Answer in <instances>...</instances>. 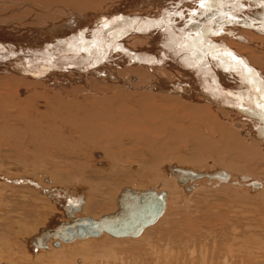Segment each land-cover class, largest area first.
<instances>
[{
	"label": "bare ground",
	"instance_id": "obj_1",
	"mask_svg": "<svg viewBox=\"0 0 264 264\" xmlns=\"http://www.w3.org/2000/svg\"><path fill=\"white\" fill-rule=\"evenodd\" d=\"M201 2L0 0V264H83L101 235H142L134 264H206L211 244L264 264V0ZM173 168L228 179L179 182ZM125 189L166 195L138 236L32 246L53 218L115 213ZM241 194L259 196L255 215Z\"/></svg>",
	"mask_w": 264,
	"mask_h": 264
},
{
	"label": "water",
	"instance_id": "obj_2",
	"mask_svg": "<svg viewBox=\"0 0 264 264\" xmlns=\"http://www.w3.org/2000/svg\"><path fill=\"white\" fill-rule=\"evenodd\" d=\"M172 171L179 182L198 180L207 176L191 170L173 168ZM207 178L224 182L228 176L213 175L207 176ZM257 186V183H252V187ZM123 192L124 195L117 198L118 210L115 213L102 216L96 221L90 218H82L48 226L39 231V235L33 240L32 246L35 250L45 249L47 242L53 239L52 246L57 248L60 241L68 243L75 238L96 237L102 231L113 237L138 236L145 226L153 224L162 215L165 208V192L157 193L148 190L137 193L129 189H125ZM71 202L72 199H69L63 207L65 217L70 219L73 218V214L80 209L81 205V202L78 204Z\"/></svg>",
	"mask_w": 264,
	"mask_h": 264
},
{
	"label": "rangeland",
	"instance_id": "obj_3",
	"mask_svg": "<svg viewBox=\"0 0 264 264\" xmlns=\"http://www.w3.org/2000/svg\"><path fill=\"white\" fill-rule=\"evenodd\" d=\"M121 168L122 169H125V167H124V165L123 166H121ZM97 171H99V168H95ZM94 169V170H95ZM102 172V171H101ZM102 173H104V172H102ZM41 186L43 185V183H39ZM51 185V184H50ZM50 185H48V186H50ZM66 187H64V192H66L64 195H68V196H70L71 194H75V193H77V190L75 189V188H73L71 185H69V186H67V189H65ZM68 189L69 190H71L70 191V193L68 192ZM73 189V190H72ZM72 192V193H71ZM70 194V195H69ZM63 195V196H64ZM220 195H223V194H221L220 193ZM255 195V194H254ZM254 195H252V197H250L249 196V198H244L245 196H244V194H241V195H239L238 196V199L240 200V199H243L242 200V205L240 204V208H243V210H245V211H247V209L249 210V211H247V213H248V215L250 216L251 215V213H253L254 215H255V211L253 210V209H255L256 208V206L254 207V204H253V202H251V201H254L255 200V202L254 203H258V205H259V202H260V200H258V198H259V196L256 194V196H254ZM67 197V196H66ZM258 197V198H257ZM254 198V199H253ZM248 199V200H247ZM249 199H252L251 201L249 200ZM260 199V198H259ZM245 200H247L248 201V203H250V204H253L252 206H250L248 203H247V201H245ZM257 200V201H256ZM259 201V202H258ZM244 203V204H243ZM260 205L261 206H259V207H261L260 209H263L264 210V204L263 203H260ZM13 205H10V209L11 210H14L15 209V206H13ZM249 206H250V208H249ZM247 207V208H246ZM252 207H253V209H252ZM17 210V211H16ZM15 210V212H16V214H15V212L14 211H9L8 212V214H11L10 216L9 215H7L8 217H9V219L7 218L6 219V224H10V221H11V219H12V222H13V219L14 220H16V216H18L17 214H19L18 212H20L21 210L19 209V208H17ZM19 210V211H18ZM48 211L47 209H44V211ZM262 210V211H263ZM45 211V212H46ZM261 211V210H260ZM12 212H14L13 214L15 215V217H14V215L12 214ZM61 212V211H60ZM253 214H252V216H253ZM261 214H264V211L261 213ZM38 215H40V217H42L44 220L48 217H50V216H48V215H50V214H38ZM44 215V216H43ZM11 216L13 217V218H11ZM54 219V218H53ZM52 219V221L49 223L48 222V224L47 223H45L44 225H40V226H38L39 228L40 227H48V226H54L55 225V223H57L58 222V220H56V219H54L53 220ZM55 221V222H54ZM57 221V222H56ZM9 222V223H8ZM52 223V224H51ZM262 227H263V229H264V216H263V222H262ZM16 227V226H15ZM152 227V226H151ZM149 228V227H148ZM249 229H255V228H249ZM242 230V229H241ZM105 236H107L108 238H111L110 236H108V235H106V234H104ZM141 237H142V235L140 236V238H138V240H139V242L138 241H136L135 239V241L133 240V243L130 245V246H127V244L129 245L132 241V239H128V240H130L131 242H121V243H119V244H115L117 247H120L119 249L114 245V244H109L108 242H105V239L104 238H102V235H101V237H97V238H93V240H91V242H92V245L93 246H90V249H87V250H85L84 249V251H82L80 254H78L79 256H77V257H81V255H82V259L84 260L85 258L87 259V260H85V261H83V264H92V262L93 261H95L96 262V264H97V261H96V258H97V252H99L101 249H114V251L115 252H118L116 255L118 256V258H119V262L117 261L116 263L117 264H134L135 262H137L138 260H139V258L137 259V256H140V253H141V249L143 248V245H142V247L141 246H139V245H141V244H144L145 242V240L144 239H142V240H140L141 239ZM153 237H154V235H153ZM155 237H157V235L155 236ZM100 238V239H99ZM111 239H114V240H116L115 238H111ZM127 239H124V240H127ZM100 240V241H99ZM102 240H104V241H102ZM118 240V239H117ZM116 240V241H117ZM119 240H122V239H119ZM118 240V241H119ZM101 242H104V245L101 243ZM136 242V243H135ZM101 243V244H100ZM107 243V244H106ZM124 243V244H123ZM140 243V244H139ZM50 244V243H49ZM72 244V243H71ZM70 244V245H71ZM106 244V245H105ZM126 244V245H125ZM66 245H68V244H66ZM103 246V247H101V246ZM109 245H111V246H109ZM114 245V246H113ZM120 245H122V246H120ZM94 246H96L95 248H94ZM108 246V247H107ZM128 248H127V247ZM211 249L210 250H208L207 252H205L206 254V256L205 255H203V256H205V257H198V259L200 258V259H203V258H205V263L206 264H223L224 262L226 263V261H229L230 259L228 258L226 261H224L223 259H221L222 257V253L220 254V251H217V250H219V248H218V246H217V244H215V245H212L211 244ZM262 246V245H261ZM101 249H100V248ZM106 247V248H105ZM124 247V248H123ZM126 247V248H125ZM256 247H258V246H256ZM262 247H264V246H262ZM97 248V249H96ZM99 248V249H98ZM122 248H123V250H122ZM51 249H53L54 250V248H51ZM97 251H95V250ZM134 249V250H133ZM127 250H128V252H127ZM132 250V251H131ZM40 251V252H39ZM39 251H37L36 253H41L42 251H45V250H39ZM46 251H48V250H46ZM120 251V252H119ZM122 251H123V253H122ZM130 251V252H129ZM262 251V249L260 250V252ZM87 252H88V254H87ZM90 252V253H89ZM95 252H96V254H95ZM210 252H211V254H210ZM255 252H256V250H255ZM259 252V253H260ZM92 253L94 254V255H96V256H94V255H92ZM134 253V254H133ZM211 255V257L210 256H208L209 254ZM213 253H215L214 254V256L212 255ZM262 253V252H261ZM263 253H264V250H263ZM262 253V254H263ZM130 254V255H129ZM261 254V256H260V254H259V256H257V257H255V259H256V261H259L260 259H264V256ZM194 255H196V254H194ZM194 255H192L191 256V258L194 256ZM86 256V257H85ZM94 257H96V258H94ZM122 257V258H121ZM206 257H208V258H206ZM221 257V258H220ZM249 257V256H248ZM259 257H260V259H259ZM262 257V258H261ZM76 258V257H75ZM129 258V259H128ZM134 258V259H133ZM136 258V259H135ZM74 259V258H73ZM121 259V260H120ZM132 259V260H131ZM194 259H197V258H194ZM250 259V258H249ZM233 261L231 262V261H229L228 263L229 264H236V263H238L239 264V262L237 261V262H235L236 260H240V262L241 263H243V262H245V264H247L248 263V260H245V259H241V258H234V259H232ZM128 261V262H127ZM135 261V262H134ZM8 262V264H9V262L10 263H12V258H10V259H7L5 262H1V264H5V263H7ZM95 262H93L94 264H95ZM235 262V263H234ZM259 262H263L262 260H260ZM115 263V264H116ZM200 263V261L198 262V264ZM224 263V264H225ZM227 263V264H228ZM264 263V262H263ZM73 264H74V262H73ZM99 264V263H98Z\"/></svg>",
	"mask_w": 264,
	"mask_h": 264
},
{
	"label": "snow or ice",
	"instance_id": "obj_4",
	"mask_svg": "<svg viewBox=\"0 0 264 264\" xmlns=\"http://www.w3.org/2000/svg\"><path fill=\"white\" fill-rule=\"evenodd\" d=\"M205 6H206L205 2H204V0H202L200 7L204 8ZM209 10H210V8H209ZM257 91H259V89H257ZM261 99L264 100V96H262ZM258 107L261 109V116L264 117V105H258Z\"/></svg>",
	"mask_w": 264,
	"mask_h": 264
}]
</instances>
